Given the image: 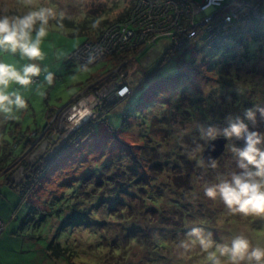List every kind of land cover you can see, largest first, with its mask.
<instances>
[{
  "label": "rangeland",
  "instance_id": "1",
  "mask_svg": "<svg viewBox=\"0 0 264 264\" xmlns=\"http://www.w3.org/2000/svg\"><path fill=\"white\" fill-rule=\"evenodd\" d=\"M130 3L0 0V15L22 16L40 7L57 13V19L49 20V34L41 44L43 60L30 61L19 52L0 51V62L18 70L27 63L41 68L28 88L12 85L27 100L28 110L14 109L12 115L18 119H6L0 113V153L3 139H7L6 153L18 157V163L7 170L14 168L11 178L17 185L10 186L7 174H0V264H210L198 241L186 235L192 227L211 231L215 244L230 245L236 235H244L253 247L264 248V216L229 214L219 196L215 200L204 196V188L211 185L206 178L198 186L205 212L194 214L172 197L181 192L175 190L173 180L172 185L167 182L155 187L149 170L143 172L133 164L135 158L150 161L157 164L151 172L161 167L170 178H181L183 173L176 172H182V161L193 159L188 146L195 155L199 147L202 157L213 135H223L237 117L243 120L244 115L234 106L253 101L250 98L264 99V42L253 38L256 24L247 29L249 34L239 33L212 50L202 48L201 41L198 46L172 48L176 52L162 64L159 59L165 43L149 49L136 47L141 49L138 59L125 70L132 91L110 102L117 103L105 113L108 100L103 108L89 106V112L99 113L63 148L79 129L72 130L62 119L72 102L92 89L111 87L114 73L123 69L115 66L110 54L89 64L72 57V52L86 39H97L101 32L94 34L105 27V21L118 20ZM242 43L245 45L239 47ZM107 70L110 72L103 76ZM49 71L54 73L50 87L44 79ZM90 77L104 80L100 85L97 80L86 84ZM221 108L224 117L220 119ZM85 131L89 133L84 137ZM258 133L264 137V131ZM243 135L227 137L225 150L215 161L220 182H231L229 172L244 171L233 151L245 147ZM257 147L264 151V139ZM41 156L53 160L41 167ZM26 162L29 166L21 167ZM38 166L43 173L37 171ZM249 170L255 169L250 165ZM35 171L30 182L27 177ZM68 206L72 208L68 210ZM174 211L178 217L171 221ZM181 241L192 243L191 248L185 250ZM53 242L62 247L57 253L49 248ZM221 260L230 264L227 257Z\"/></svg>",
  "mask_w": 264,
  "mask_h": 264
},
{
  "label": "clouds",
  "instance_id": "2",
  "mask_svg": "<svg viewBox=\"0 0 264 264\" xmlns=\"http://www.w3.org/2000/svg\"><path fill=\"white\" fill-rule=\"evenodd\" d=\"M24 2L31 4L33 0ZM59 17L62 20L64 13H59ZM50 19H57V13L54 9L46 7L29 11L22 16L0 15V51L12 54L19 52L22 58L30 61L43 60L41 44L49 34ZM58 26L63 28L62 23L58 22ZM40 74L41 68L37 63H27L18 70L14 65L0 62V113L5 114L6 119H18L12 115L14 109L28 110L27 100L19 89H12V85L28 88L33 83V78L39 77ZM44 79L50 87L54 82V73L47 72ZM39 95L44 97L46 93L39 92ZM258 110L264 115V109ZM245 115L251 118L253 116L251 109L246 110ZM242 132L247 133V129L237 117L236 123H230L229 128L224 129L223 135L226 137L235 135L239 138ZM262 139L264 137L257 132L247 133L245 147L233 149L240 157L238 167L244 171L241 174H233L231 182L224 180L204 188V196L210 200H215L219 196L231 215L264 216V151L257 147ZM250 165L254 171L249 170ZM211 166L216 167L215 161H212ZM186 235L194 238L193 242L198 241L210 264H223L221 257H227L230 264H241L243 261H247L248 264L253 262L264 264V248L253 247L244 235H236L230 245L215 244L212 232L202 227H192ZM214 244L215 250H211ZM180 246L188 250L192 243L181 241Z\"/></svg>",
  "mask_w": 264,
  "mask_h": 264
},
{
  "label": "built area",
  "instance_id": "3",
  "mask_svg": "<svg viewBox=\"0 0 264 264\" xmlns=\"http://www.w3.org/2000/svg\"><path fill=\"white\" fill-rule=\"evenodd\" d=\"M259 19H264V0H131L125 17L109 22L97 39H86L70 56L90 64L103 55L139 46L149 49L165 43V49H184L201 41L202 48H213ZM125 76L121 69L114 73L111 87L92 89L73 101L63 121L76 130L99 113L89 112V106L103 108L107 100L127 96L131 88Z\"/></svg>",
  "mask_w": 264,
  "mask_h": 264
},
{
  "label": "trees",
  "instance_id": "4",
  "mask_svg": "<svg viewBox=\"0 0 264 264\" xmlns=\"http://www.w3.org/2000/svg\"><path fill=\"white\" fill-rule=\"evenodd\" d=\"M131 4V3H130ZM129 6V5H128ZM128 12V7L127 9L125 10V12L120 16V17H117L118 19H121L123 17L126 16ZM116 18V19H117ZM104 22V21H103ZM109 22H111V20H106L105 21V24L107 25ZM254 24H256V26L254 27L255 28V31H254V35H253V38L254 39H257V40H261L262 42H264V20L263 19H259V20H256L255 22H253L252 24H250L249 26L243 28V29H240L239 32H237L235 35L239 34V33H242L244 32L246 35L249 34V31L247 30L250 26H253ZM105 25V26H106ZM85 28V27H84ZM83 28V29H84ZM104 27H100L97 31V33H95L94 35L97 36L103 29ZM81 31V30H80ZM93 35V37H94ZM233 35V36H235ZM233 36L227 38L226 40H224L223 42L225 41H229ZM222 42V43H223ZM220 45V44H219ZM218 45V46H219ZM243 45H245V43H242L239 47H242ZM216 48V47H215ZM207 49H211V48H207ZM141 49L139 48H136V47H133V48H125L123 49L122 51H119V52H116V53H113L110 55V58L115 62V66L117 65H121L123 67V71L126 72L125 70L127 69V66L131 63V62H134L136 61V59H138L137 56V53L140 51ZM212 50V49H211ZM176 51L174 49H168L164 52L163 56L160 57V64H162L171 54L175 53ZM71 59V58H70ZM110 70H107L105 72H102L101 74L106 75L107 73H109ZM181 72H184V70H182ZM99 78V77H98ZM98 78H95V77H90L87 81L86 84H88L89 82L91 81H94V80H97ZM101 80V81H100ZM104 80V77L97 80L98 82L96 84H101V82H103ZM126 81V80H125ZM126 83L128 85H130L127 81ZM95 84V85H96ZM94 86V85H93ZM124 98V97H123ZM249 97H247L248 99ZM121 99V98H120ZM251 102L249 103H244V104H237L236 106V110H238V113L240 114H243L244 115V118L243 120L241 121L245 126H246V129H247V133H251L249 130H251L252 128V132H263L264 131V115H262L261 111H259L258 109H264V99L261 101L260 99H253V98H250ZM248 99V100H250ZM117 102L115 103H107L105 105V110H104V113L106 111H108L109 109L113 108L115 105H116ZM255 108V109H254ZM248 109H254L252 111L253 113V116L251 118L247 117L245 115L246 113V110ZM223 109L221 108V112L219 113L220 114V119L222 117H224L223 115ZM223 115V116H222ZM227 117V116H226ZM237 119V118H236ZM83 128V127H82ZM82 128H79L75 133H73V135L70 137V139L67 141V143H65L63 145V148L65 146H67L72 138H74L80 129ZM27 131V129L25 130V132ZM89 133V131H85L82 136L87 135ZM247 133H243V134H247ZM16 136V135H14ZM215 137L216 136H224V135H221V134H215L214 135ZM243 136H246V135H243ZM85 137V136H84ZM183 137H185L183 135ZM212 139V138H211ZM210 139V140H211ZM243 139V138H241ZM209 140V141H210ZM26 141L28 143V140H25L24 139V147H27L26 145ZM208 141V142H209ZM3 144L1 146V153H0V160L4 163H0V174H2V176L4 174H7L8 177H6V181L7 183L10 185V186H15L17 185V183L15 181L12 180L11 176H12V171L14 168H12L8 173H7V170L9 169L10 166L14 165L16 162L18 163V157H11L9 155V153H6L7 149H5L6 147V144L7 142H9L7 139H3ZM200 142H203V141H200ZM16 145H18V142L16 143ZM200 146L202 147L201 144H196V143H192L191 146ZM62 148V149H63ZM198 149L197 150V155H195L196 151L193 149L190 148V146H188V150L190 152V154H192L193 156V159L192 160H188V161H182V166H180L182 168V172H176L178 171V169L175 170L176 173H183V177L181 178H177L176 176L172 178H170L167 174V172H163L164 169H162L160 166V168H158L155 172H151V170H153L152 168L154 166H157V164L153 163L151 164L150 161H145V160H140L139 158H135L136 160L133 161V164L136 165V166H141L142 169H143V172H146L149 170V178L150 180L154 183V186L156 187L158 185V187H161L160 185L162 184H166L168 182L169 185H172L170 184L169 182H171V180H173V185H174V188L175 190H181V192L179 194L181 195H174L172 197H177L178 200L180 201V203H182V205H184L185 207H187V210L190 211L191 213H194V214H198V213H202V212H205L202 205L203 204V192L201 191V189H199V185L202 183H204L203 181V178H206L208 181V183H211V185H214V184H219L221 183L220 182V178H218L221 174H219L217 172V169L213 168L211 166V163L212 161L208 162V161H205L203 159V156L201 157L199 155V152L201 151L199 149V147H197ZM60 153V151L57 153V155ZM56 155V156H57ZM54 156V158L56 157ZM221 156V155H220ZM219 156V157H220ZM44 157V156H43ZM218 157V158H219ZM218 158H216L215 160L213 161H216ZM39 161H40V166L42 167L44 164H46V162H49V161H52L53 159H46L44 160V158L42 159V156L41 158L39 157L38 158ZM9 160V161H8ZM150 164V165H149ZM29 166V163L26 162L23 164V168H27ZM40 166H38L37 168V171L39 170L40 171V174L43 173V170L41 171L40 170ZM175 169V167L173 168ZM129 170H131L130 166H129ZM33 172V173H30V176L27 177V179L31 182L32 181V178L34 176V174L37 172ZM136 172H138V169L136 170ZM9 174V175H8ZM228 174V173H227ZM230 174V175H229ZM228 174V177H231V175H233L231 172H229ZM133 175H136L133 174ZM153 175V176H152ZM160 175L162 176V178L160 177ZM156 176V177H154ZM143 178V177H142ZM232 178V177H231ZM144 180H146V178H143ZM162 180V181H161ZM34 182V181H33ZM161 183V184H160ZM160 184V185H159ZM140 189H142L141 187H139ZM158 190V188H156ZM166 189V188H165ZM192 191H189L191 190ZM196 192L197 194L193 195V193ZM165 197H168V196H165ZM196 198L198 199V201H196ZM201 199V202H199V200ZM166 200V198H165ZM160 203V202H159ZM194 205L193 208H191L192 206ZM197 205V206H195ZM210 205L213 206V203H211ZM67 206V205H66ZM70 206L67 207L68 210H70ZM166 207L163 205H161V209L163 210H167L165 209ZM211 208V207H210ZM209 208V209H210ZM152 217H155L156 218V215L155 214H152ZM178 217L176 211H174L170 218H171V221L175 220V218ZM191 217V216H190ZM49 248H53L56 253H57V250L59 249H62L61 245L59 244V242H57L55 244V242L51 243Z\"/></svg>",
  "mask_w": 264,
  "mask_h": 264
},
{
  "label": "water",
  "instance_id": "5",
  "mask_svg": "<svg viewBox=\"0 0 264 264\" xmlns=\"http://www.w3.org/2000/svg\"><path fill=\"white\" fill-rule=\"evenodd\" d=\"M226 143V136H216L212 138L203 150V159L210 162L218 158L225 150Z\"/></svg>",
  "mask_w": 264,
  "mask_h": 264
},
{
  "label": "bare ground",
  "instance_id": "6",
  "mask_svg": "<svg viewBox=\"0 0 264 264\" xmlns=\"http://www.w3.org/2000/svg\"><path fill=\"white\" fill-rule=\"evenodd\" d=\"M239 32V31H238ZM215 47H217V46H215ZM215 47H213V48H215ZM156 48V47H155ZM206 48H208V47H206ZM213 48H211V49H213ZM157 49V48H156ZM178 50V49H177ZM165 51H166V49H165ZM116 72V71H115ZM130 86V85H129ZM130 88H131V86H130ZM132 89V88H131ZM132 91V90H131ZM129 95V94H128ZM125 97H127V96H125ZM109 102V101H108ZM35 142V141H34ZM53 150V149H52Z\"/></svg>",
  "mask_w": 264,
  "mask_h": 264
},
{
  "label": "crops",
  "instance_id": "7",
  "mask_svg": "<svg viewBox=\"0 0 264 264\" xmlns=\"http://www.w3.org/2000/svg\"><path fill=\"white\" fill-rule=\"evenodd\" d=\"M7 224V223H6ZM7 227V226H6Z\"/></svg>",
  "mask_w": 264,
  "mask_h": 264
}]
</instances>
